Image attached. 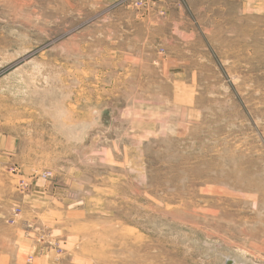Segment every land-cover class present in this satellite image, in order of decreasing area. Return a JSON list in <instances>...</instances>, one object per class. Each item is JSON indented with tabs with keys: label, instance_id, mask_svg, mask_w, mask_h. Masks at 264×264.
Here are the masks:
<instances>
[{
	"label": "rangeland",
	"instance_id": "374dc122",
	"mask_svg": "<svg viewBox=\"0 0 264 264\" xmlns=\"http://www.w3.org/2000/svg\"><path fill=\"white\" fill-rule=\"evenodd\" d=\"M0 264H264V0H0Z\"/></svg>",
	"mask_w": 264,
	"mask_h": 264
},
{
	"label": "bare ground",
	"instance_id": "6f19581e",
	"mask_svg": "<svg viewBox=\"0 0 264 264\" xmlns=\"http://www.w3.org/2000/svg\"><path fill=\"white\" fill-rule=\"evenodd\" d=\"M16 80V79H15Z\"/></svg>",
	"mask_w": 264,
	"mask_h": 264
}]
</instances>
